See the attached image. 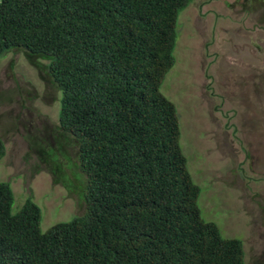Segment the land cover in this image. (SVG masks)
I'll return each instance as SVG.
<instances>
[{"label":"trees","instance_id":"trees-1","mask_svg":"<svg viewBox=\"0 0 264 264\" xmlns=\"http://www.w3.org/2000/svg\"><path fill=\"white\" fill-rule=\"evenodd\" d=\"M190 1L0 0V55L24 49L62 91L56 131L75 143L88 186L84 214L42 231L40 207L28 199L13 213L0 182V264H246L242 241L201 215L161 92Z\"/></svg>","mask_w":264,"mask_h":264},{"label":"rangeland","instance_id":"rangeland-1","mask_svg":"<svg viewBox=\"0 0 264 264\" xmlns=\"http://www.w3.org/2000/svg\"><path fill=\"white\" fill-rule=\"evenodd\" d=\"M174 57L161 92L177 108L201 215L242 241L246 264H264V0H191ZM61 99L24 49L0 55V182L13 213L28 199L40 207L42 231L86 211L77 147L56 131Z\"/></svg>","mask_w":264,"mask_h":264}]
</instances>
